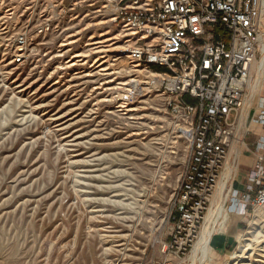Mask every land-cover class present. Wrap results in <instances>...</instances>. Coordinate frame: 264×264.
I'll use <instances>...</instances> for the list:
<instances>
[{"label": "rangeland", "instance_id": "374dc122", "mask_svg": "<svg viewBox=\"0 0 264 264\" xmlns=\"http://www.w3.org/2000/svg\"><path fill=\"white\" fill-rule=\"evenodd\" d=\"M117 9L116 0H0V264H227L240 246L214 251L228 199L221 216L210 206L188 250L172 244L185 123L130 64L134 40ZM258 39L251 124L264 107V1ZM247 219L240 234L257 243L240 264H264V210L249 207ZM210 230L203 262L196 248Z\"/></svg>", "mask_w": 264, "mask_h": 264}, {"label": "built area", "instance_id": "2783aa9c", "mask_svg": "<svg viewBox=\"0 0 264 264\" xmlns=\"http://www.w3.org/2000/svg\"><path fill=\"white\" fill-rule=\"evenodd\" d=\"M263 1L116 0L114 22L134 40L130 64L148 72L149 89L167 97L169 108L185 123L188 162L177 191L172 240L182 252L197 238L234 141L239 137L245 144L238 120L251 96ZM50 28L42 25L37 33ZM30 42L27 33L15 39L14 62H24ZM256 121L264 125V110ZM250 182L256 194L244 200L264 210L262 154Z\"/></svg>", "mask_w": 264, "mask_h": 264}, {"label": "crops", "instance_id": "0c3cea01", "mask_svg": "<svg viewBox=\"0 0 264 264\" xmlns=\"http://www.w3.org/2000/svg\"><path fill=\"white\" fill-rule=\"evenodd\" d=\"M187 102L190 103V101ZM247 115L248 114H246V120L242 127L243 131H249V133L243 135L245 144L241 145L242 149H240L239 152L237 149H234L233 157L228 158L224 177L218 189L220 208H217V212L219 216L223 214L224 204L228 199V203L226 202L227 216L222 227V235L215 243L217 250L214 251L219 256L233 251L239 244L240 233L247 226L248 222L247 210L249 205L244 200V197L250 196L253 198L256 194L250 190V173L257 162L258 155L262 154L264 156V127H258L261 125L256 120L253 121L252 125V116L250 114L248 118ZM248 126H250V128H248ZM232 177H235V181L232 183L229 191L228 183ZM215 232L216 231H214L213 235L211 231L206 232L200 242L201 245L198 249V254L202 255L203 262L209 258Z\"/></svg>", "mask_w": 264, "mask_h": 264}, {"label": "bare ground", "instance_id": "6f19581e", "mask_svg": "<svg viewBox=\"0 0 264 264\" xmlns=\"http://www.w3.org/2000/svg\"><path fill=\"white\" fill-rule=\"evenodd\" d=\"M97 49V48H96ZM115 49H117V48H115ZM114 49V50H115ZM112 50V49H111ZM128 52V49L126 48V47H124V46H122V47H120L119 49H118V53L122 56L121 57V59L119 60V62L120 63H122V62H124L125 60H126V58L127 57H124V55L126 54ZM263 52H264V48H263ZM104 53V52H103ZM102 53V54H103ZM105 54V53H104ZM88 55V54H87ZM76 57V56H75ZM77 57H79L80 59L81 58H84V57H81V55H79V56H77ZM103 58V57H102ZM82 60V59H81ZM82 61H84V60H82ZM109 62V61H108ZM258 63L259 62H257L256 64H255V66H254V71H255V73H256V75H257V77H258V73H257V66H258ZM74 66L75 65H77V64H73ZM120 65V64H119ZM103 66H104V64H103ZM121 66V65H120ZM108 69V68H107ZM105 70V69H104ZM264 71V70H263ZM102 72H104V71H102ZM105 73V72H104ZM257 80V79H256ZM255 80V81H256ZM263 80H264V72H263V74L259 77V87H258V91H257V94H256V92H255V94L256 95H259V91L261 90V88H262V83H263ZM254 81V82H255ZM258 82V81H257ZM258 84V83H257ZM256 84V85H257ZM251 87H252V85H251ZM256 90V89H255ZM252 90H251V96H252ZM251 96H250V98H251ZM122 100V99H121ZM250 99H249V101H248V103L246 104V106L244 107V109L241 111V115H240V118H239V120H238V129H239V131H243V129H242V127H243V124H244V122H245V120H246V114H248V111H250V110H248L247 111V109H248V107L250 106L251 107V105H250ZM262 103H264V101H263V99L261 100V105H262ZM264 110V107H262L261 108V112ZM260 123V122H259ZM260 125L262 126V124L260 123ZM241 137V136H240ZM239 144H240V138L238 137L235 141H234V143H233V145H232V149H231V151H230V153H229V155H228V157H227V160H228V158L229 157H233V154H234V149L236 150L237 149V151L239 152V148H238V146H239ZM235 156H236V153H235ZM226 164H227V161H226V163H225V165H224V170H223V173H222V175H221V179H220V181H219V183H218V186H217V189H216V192H215V194H214V199H213V201H212V204H211V209H210V211H209V214H212V213H214V209H216V210H218L217 208H220V202L218 201V189H219V186H220V182L223 180V177H224V171L226 170ZM211 231V234L213 235V233H214V231L213 230H210ZM202 239H203V236H202V238H201V240L199 241V243H198V246H197V248H196V253H198L199 252V247H200V245H201V241H202ZM239 241H240V246L237 248V250L235 251V252H233L232 253V255H231V257H230V260H229V262L227 263V264H240L244 259H245V257H246V255H247V253L252 249V247L255 245V243H257L256 242V239H254V238H252L251 240L250 239H248V238H246L244 235H241L240 237H239Z\"/></svg>", "mask_w": 264, "mask_h": 264}]
</instances>
